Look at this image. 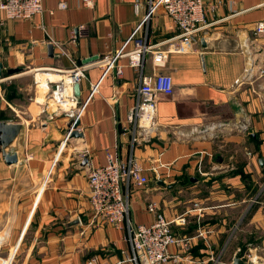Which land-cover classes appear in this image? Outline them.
Here are the masks:
<instances>
[{"label":"crops","instance_id":"1","mask_svg":"<svg viewBox=\"0 0 264 264\" xmlns=\"http://www.w3.org/2000/svg\"><path fill=\"white\" fill-rule=\"evenodd\" d=\"M148 1L94 0L88 6L42 0L43 11L24 20L0 12V81L11 78L9 69H18L14 78H31L10 104L21 120H0L24 126L19 163L9 166L0 154L1 258L16 256L14 264L120 258L129 249L125 224L92 214L88 184L89 171L115 152L122 160L133 155L148 177L145 186H128L130 222L150 223L154 214L147 206L153 203L175 221L174 235L189 239L188 249L169 247L178 264H231L236 256L242 264H264L263 79L236 83L246 68L244 40L264 20V0H203L205 25L194 43L169 52L164 67L154 66L150 52L131 66L128 55L116 53ZM179 32L157 8L134 36L166 49L177 45ZM133 48L130 40L123 51ZM108 59L113 66L105 71ZM83 64L89 66L72 106L84 105L77 126L82 136L64 141L71 119L51 103L57 81L41 89L37 76L48 72L57 79ZM157 72L172 77L173 92L156 95L152 128L133 142L127 115L139 100L142 77Z\"/></svg>","mask_w":264,"mask_h":264},{"label":"built area","instance_id":"2","mask_svg":"<svg viewBox=\"0 0 264 264\" xmlns=\"http://www.w3.org/2000/svg\"><path fill=\"white\" fill-rule=\"evenodd\" d=\"M82 1L88 6H92L94 2V0ZM60 6L63 8L65 4L61 3ZM157 8H162L180 31L174 37L179 40L175 47L153 49L155 45L147 44L142 39L134 36ZM206 10L203 0H149L147 13L137 23L116 55H128L129 64L139 66L142 55L145 52H150L154 66L164 67L169 52L185 51L187 45L196 41V34L205 25ZM42 11V0H0V12L3 13L6 19H30ZM130 40H133L134 48L124 52L123 50ZM261 40H264V20L257 21L251 30V34L244 40L243 49L246 57V68L242 79L236 81V83L248 82L251 84L261 78L263 80L258 83V87H264V44ZM59 49L62 54H66L61 47ZM103 60H107V58ZM112 62L109 59L105 61L108 64L105 71L113 66ZM88 66V64L74 65L72 69L64 72V75H61V78L57 81L56 86L51 88L50 96L57 105L56 111H62L70 119H78L84 105L64 110L62 109V103L68 102L73 105L77 103L73 85L79 83L80 79L84 77ZM115 73L120 76L122 67L116 66ZM36 85L42 89L48 88L50 84L47 82L45 86H42L37 82ZM96 87L97 83L92 85L91 93L95 91ZM172 92L173 81L169 74L157 72L142 77L137 89L139 100L127 115V122L133 125L131 138L133 142L137 140V137L149 132L152 128L156 112V95H171ZM246 128L247 125L242 123L240 129L244 130ZM67 138L66 134L64 141ZM150 169L155 170V166L152 165ZM144 171L145 168L133 155H129L126 160H122L115 152H107L106 163L89 171V202L92 214L115 225L124 223L127 230L129 249L122 250L121 257L115 260H101L97 257H90L83 264H165L170 260L174 264H178L177 255L170 254L169 247L178 245L188 249L189 239L177 238L171 229V225L175 221L166 219L153 203L147 206L148 211L154 214V218L150 223L134 225L130 222L128 218V186L142 187L147 185L148 177ZM197 235L202 237L203 233L198 232ZM2 241L3 237H0V244ZM2 260L3 258L0 257V263Z\"/></svg>","mask_w":264,"mask_h":264},{"label":"water","instance_id":"3","mask_svg":"<svg viewBox=\"0 0 264 264\" xmlns=\"http://www.w3.org/2000/svg\"><path fill=\"white\" fill-rule=\"evenodd\" d=\"M204 46V40L201 41ZM49 50L52 51V47L49 46ZM2 65L0 64V70ZM18 69H9L8 75L17 73ZM73 92L75 96H79V83L73 85ZM79 125V119H71L68 122V137H80L81 133L77 130ZM24 126L20 122H6L0 121V154L4 162L9 165H17L19 163V151L23 146L22 133ZM243 260L236 256L231 264H242Z\"/></svg>","mask_w":264,"mask_h":264},{"label":"rangeland","instance_id":"4","mask_svg":"<svg viewBox=\"0 0 264 264\" xmlns=\"http://www.w3.org/2000/svg\"><path fill=\"white\" fill-rule=\"evenodd\" d=\"M17 73H13L10 76H13L11 78H3L4 81H0V120H21L20 112L14 111L12 107H10V104L13 102H17L21 99V94L18 93L17 87L21 86L23 83L30 81V76H27L25 78H14ZM7 77V76H6ZM9 77V76H8ZM34 88L37 89V87ZM17 93V94H16ZM28 193H21L19 195H27ZM30 195H34L35 192L31 191L29 193ZM16 260V256L12 259V263L14 264Z\"/></svg>","mask_w":264,"mask_h":264},{"label":"bare ground","instance_id":"5","mask_svg":"<svg viewBox=\"0 0 264 264\" xmlns=\"http://www.w3.org/2000/svg\"><path fill=\"white\" fill-rule=\"evenodd\" d=\"M10 77H12V76H10ZM37 77H38L37 82L42 86H45V83H47V81L55 83V81H58L61 78V76H59V78H57V79L51 78L48 76V72H39ZM51 103L57 109L56 103L54 101ZM72 106H73L72 103H68V102L62 103V109H64V110H67V109L71 108ZM11 263H12V258H10V256H8L7 258H4L0 264H11Z\"/></svg>","mask_w":264,"mask_h":264}]
</instances>
